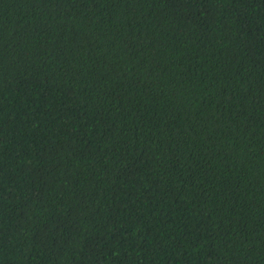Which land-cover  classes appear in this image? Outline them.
<instances>
[{
  "label": "trees",
  "instance_id": "16d2710c",
  "mask_svg": "<svg viewBox=\"0 0 264 264\" xmlns=\"http://www.w3.org/2000/svg\"><path fill=\"white\" fill-rule=\"evenodd\" d=\"M0 264H264V0H0Z\"/></svg>",
  "mask_w": 264,
  "mask_h": 264
}]
</instances>
